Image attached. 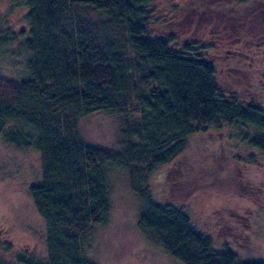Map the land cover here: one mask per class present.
<instances>
[{"label":"trees","instance_id":"trees-1","mask_svg":"<svg viewBox=\"0 0 264 264\" xmlns=\"http://www.w3.org/2000/svg\"><path fill=\"white\" fill-rule=\"evenodd\" d=\"M12 2L26 10L25 28L0 19V58L19 74L3 75L0 66V136L15 150L40 154L42 180L29 192L47 248L45 257L24 253L18 262L96 264L83 255L82 238L109 219L111 165L125 170L143 201L139 229L172 258L264 264L244 261L227 244L216 249L187 208L149 189L172 164L164 178L180 192L188 175L178 174L187 164L180 158L192 137L212 130L254 126L259 132L243 141L264 154V107L240 100L234 86L244 77L237 79L240 62L231 56L264 47V0ZM100 111L121 122L119 150L76 131L81 118Z\"/></svg>","mask_w":264,"mask_h":264},{"label":"rangeland","instance_id":"rangeland-1","mask_svg":"<svg viewBox=\"0 0 264 264\" xmlns=\"http://www.w3.org/2000/svg\"><path fill=\"white\" fill-rule=\"evenodd\" d=\"M25 13L24 8H14L12 0H0L1 22L14 31L25 28ZM231 56L240 62L237 79L244 77L243 84L234 86L240 100L264 107V47ZM0 66L3 75L19 76L5 59L0 58ZM76 131L87 143L120 149L121 122L116 115L100 111L81 118ZM258 132L241 123L194 136L180 158L187 160L185 169L178 172L182 175L186 170V186L176 192L170 186L172 180L164 178L172 164L154 174L149 183L154 198L162 199L169 192V199L187 208L193 226L211 237L216 249L227 244L244 261L264 259V154L243 141L245 135ZM221 141L224 148L219 149ZM105 175L109 219L83 236V255L96 264H183L139 229L143 201L125 170L108 165ZM41 180L40 154L34 149L15 150L0 136V264H20L18 255L24 253L46 256V226L29 192Z\"/></svg>","mask_w":264,"mask_h":264}]
</instances>
